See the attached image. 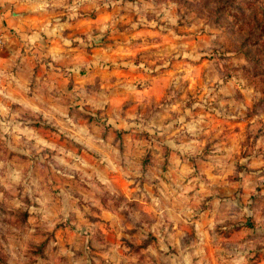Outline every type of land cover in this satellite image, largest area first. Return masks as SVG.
<instances>
[{
    "label": "clouds",
    "instance_id": "1",
    "mask_svg": "<svg viewBox=\"0 0 264 264\" xmlns=\"http://www.w3.org/2000/svg\"><path fill=\"white\" fill-rule=\"evenodd\" d=\"M251 77L264 0H0V264H253Z\"/></svg>",
    "mask_w": 264,
    "mask_h": 264
},
{
    "label": "rangeland",
    "instance_id": "2",
    "mask_svg": "<svg viewBox=\"0 0 264 264\" xmlns=\"http://www.w3.org/2000/svg\"><path fill=\"white\" fill-rule=\"evenodd\" d=\"M93 18H95V17H93ZM133 19H134V17H133ZM120 30H121V32H123L124 31V27L122 26ZM160 42H162V41H155L154 43H160ZM203 71L204 70L201 69V73L202 74H203ZM39 72H40V70L38 69L37 70V74L38 75H39ZM154 79L157 81V83L154 86V91L159 93L160 90L163 88L164 77L163 76H159V77H154ZM251 80H252L253 83H255L257 85L258 90H264V79H261L259 77H251ZM184 95H185L184 92L180 93V97L181 98H183ZM188 95H189V98L191 99V94L188 93ZM130 107H135V105L134 104L130 105ZM257 110L264 111V99H262L259 104L253 106V108L247 114L248 120H251L256 115ZM244 126H246L245 125V121H236V122H233L231 125H229V127L234 128L236 131H239L240 128L244 127ZM41 131L44 132L45 135L53 136V134L50 133L46 129H41ZM261 132L264 133V127H262ZM249 139H251V137H249ZM101 226L103 227V225H101ZM253 264H264V250H262L259 253V255L257 257V260H255L253 262Z\"/></svg>",
    "mask_w": 264,
    "mask_h": 264
}]
</instances>
